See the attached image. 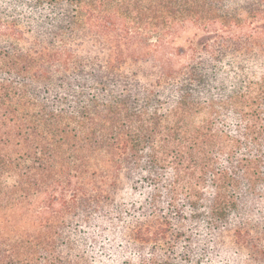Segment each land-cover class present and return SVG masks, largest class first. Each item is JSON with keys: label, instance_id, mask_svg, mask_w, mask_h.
Instances as JSON below:
<instances>
[{"label": "trees", "instance_id": "1", "mask_svg": "<svg viewBox=\"0 0 264 264\" xmlns=\"http://www.w3.org/2000/svg\"><path fill=\"white\" fill-rule=\"evenodd\" d=\"M0 264H264V0H0Z\"/></svg>", "mask_w": 264, "mask_h": 264}]
</instances>
